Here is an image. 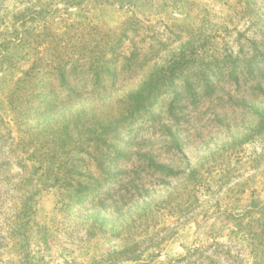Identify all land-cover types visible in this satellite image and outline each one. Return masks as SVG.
<instances>
[{"label": "trees", "instance_id": "trees-1", "mask_svg": "<svg viewBox=\"0 0 264 264\" xmlns=\"http://www.w3.org/2000/svg\"><path fill=\"white\" fill-rule=\"evenodd\" d=\"M89 1H17L10 29L0 34L4 46L29 47L32 61L7 100L20 144L42 170L40 188L55 189L57 213L80 220L88 238L133 239L118 255L136 262L148 250L160 256L175 234L160 227L165 212L184 210L169 201L172 182L182 183L185 216L197 196L209 194L208 159L190 154L204 140L202 117L213 110L215 124H246L248 140L264 134V0L234 1L231 44L218 31H159L139 17L116 27H50L60 3L83 10ZM144 126L160 132L158 152L138 144ZM38 191H27L24 215ZM215 208L246 238L195 243L154 264H264V200L241 211Z\"/></svg>", "mask_w": 264, "mask_h": 264}, {"label": "rangeland", "instance_id": "rangeland-1", "mask_svg": "<svg viewBox=\"0 0 264 264\" xmlns=\"http://www.w3.org/2000/svg\"><path fill=\"white\" fill-rule=\"evenodd\" d=\"M17 1L0 0V33L10 29V17L19 7ZM234 1L90 0L83 10L75 6L66 8L60 3L58 17L50 27L66 31L65 24L76 22L116 27L126 19L139 17L150 19L159 31L176 26L195 31L205 28L212 34L218 31V35L231 44L236 37L235 11H239ZM246 26L248 24L242 21L238 28L244 30ZM2 39L0 34V264H154L180 257L195 243L246 238V233L226 222L215 207L223 210L233 206L241 211L253 199L264 200V134L248 140L246 124L239 125L235 121L228 128L215 124L213 110L202 117V125L198 124L204 128L203 143L197 138L196 146L190 149L192 157L208 159L211 166L209 194L197 196L185 216L187 205L181 200L182 183L170 184L174 191L169 201L174 200L172 203L184 210L173 215L165 212L160 227H173L175 234L163 244L160 256L151 257L153 253L148 250L141 261L127 260L118 253L133 244V239L102 235L88 238L86 226L80 220L58 214L55 189L40 188L42 170L30 157V150L20 144V134L7 100L15 81L31 65L27 54L30 48L7 47ZM146 127H141L138 144L147 149L153 147L158 152L162 145L160 132L152 135V129L148 131ZM159 155L166 161L174 160L171 154L160 152ZM38 188L31 200L33 211L30 216L24 215L27 191Z\"/></svg>", "mask_w": 264, "mask_h": 264}]
</instances>
